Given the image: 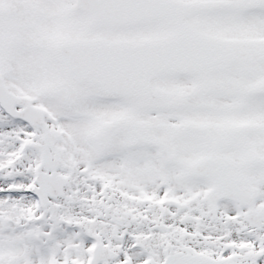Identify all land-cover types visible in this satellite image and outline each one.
I'll list each match as a JSON object with an SVG mask.
<instances>
[{
  "label": "snow or ice",
  "instance_id": "snow-or-ice-1",
  "mask_svg": "<svg viewBox=\"0 0 264 264\" xmlns=\"http://www.w3.org/2000/svg\"><path fill=\"white\" fill-rule=\"evenodd\" d=\"M0 264H264V0H0Z\"/></svg>",
  "mask_w": 264,
  "mask_h": 264
}]
</instances>
